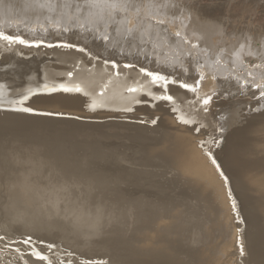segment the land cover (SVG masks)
<instances>
[{"label": "bare ground", "instance_id": "bare-ground-1", "mask_svg": "<svg viewBox=\"0 0 264 264\" xmlns=\"http://www.w3.org/2000/svg\"><path fill=\"white\" fill-rule=\"evenodd\" d=\"M80 2L50 0L51 7H40L45 0H0V27L5 31L22 34L29 40L42 39L45 44L72 42L85 49V52H77L60 47L13 45L8 50L4 42H0V108L13 106L11 101L28 89L42 88L44 83L50 84L57 79V83L81 82L88 97L61 93L38 95L25 102V106L37 112L84 119L122 118L129 121L111 119L102 124L83 123L72 118L56 119L0 110V184L5 181V185H0V195L3 193L0 198L5 200L2 207L12 225L25 226L27 232L40 235L50 231L54 232L50 234L53 237L60 234L64 237L60 241L75 248L78 255H87L90 260L99 255L108 256L114 260L113 264H264V111L251 112L246 115L244 124L232 127L238 120L237 107L250 109V102L240 99L232 103H215L213 100L207 115L202 111L197 115L188 104L194 94L178 86H170L175 97L172 104L137 105L133 97H148L126 91L127 86L139 80L158 94L148 78L140 74L141 66L192 82L199 78V64L204 66L206 79L201 82L198 95L212 92L217 95L221 93L218 92L220 88L237 96L243 91V95L252 93L241 85L246 80L261 82L264 78V29L235 25L230 19L208 18L185 0H167L169 5L182 3L184 8L169 6L167 10L153 11L157 16L163 15L169 21L168 27L181 31L182 36L191 38L195 34L198 39L191 42L197 43L198 47L192 49L191 43L184 44L164 33L168 39L167 47L158 40L155 50L148 44L142 46L141 52L136 46L139 34L135 41L125 40L118 34L116 26H112L107 29L109 41L105 42L97 38L106 31L103 24L98 26V31H86L91 25L87 9L78 8ZM156 2L163 4L166 0ZM81 23L85 29L78 27ZM56 24L60 25L59 29ZM64 26L69 27L68 32L62 30ZM241 44L245 45L244 51L252 55L244 57L247 63L236 61L232 67V75L239 80L223 79L235 61V56L230 54L238 51ZM202 49L208 54L205 55ZM37 50L53 53L56 58L53 61L57 63L39 64L43 57ZM185 53L192 55L185 56ZM177 55L183 64L173 68L171 63H176ZM217 59L219 63H216ZM112 61L119 67L112 68ZM78 62L80 67L73 70ZM125 63H133L136 67L124 68ZM249 64L261 67H249ZM51 66L63 70L55 72ZM68 71L73 72L72 80L64 76ZM249 72L252 77L248 76ZM58 75L62 76L58 78ZM212 75L217 79L212 80ZM4 83L9 84L4 86ZM97 90L103 91V96ZM92 99L100 105L95 110L87 106ZM262 102L261 107H264ZM125 106H131L133 111H122ZM172 107L178 109V114H188L203 122L207 132L216 135L220 144L202 147L201 141L209 140L211 135L197 134L179 123L171 112ZM219 113L226 117L218 121L224 127L223 132H215L218 122L214 123V120H218ZM157 117V124H151L150 121ZM137 120H144L151 126L135 123ZM209 149L220 166L219 171L207 155ZM137 166L142 169L137 170ZM41 169L60 171L66 179L65 173H77L80 176L73 183L84 185H99L100 179L105 185L107 179L101 174H112L115 179L126 176L133 181L137 177L134 173L152 171L149 180L152 185L170 182L176 188L174 183H180L179 193L176 191L180 201L173 209L174 204L168 202L142 201L133 196L125 200L123 193H116L115 211L105 218L120 219L114 226H109L116 234L112 238V235L104 234L107 231L102 227L96 225L95 228L98 217L106 215L101 205H96L98 202L91 207L82 197L85 201L79 200L71 206L69 199L72 197L65 201L66 192L56 194L58 190L65 191L64 176L66 185H31L30 174ZM230 191L236 201L235 211L229 199ZM33 192L39 198L37 201L31 198ZM134 201L136 205L132 206ZM231 211L232 215L229 214ZM239 212L244 216L242 222ZM231 216L237 221L234 222ZM237 226L240 230H236ZM241 246L243 256L240 255ZM29 259L32 264L43 263Z\"/></svg>", "mask_w": 264, "mask_h": 264}, {"label": "snow or ice", "instance_id": "snow-or-ice-1", "mask_svg": "<svg viewBox=\"0 0 264 264\" xmlns=\"http://www.w3.org/2000/svg\"><path fill=\"white\" fill-rule=\"evenodd\" d=\"M40 7H51L50 0H45V3L40 4ZM169 6L172 9H183L184 5L182 3H169L166 2L161 4L157 3L156 0H81L78 3V8L87 9V19L89 25L91 27L85 29L84 24H79L78 27L81 29H85L86 31H98V26L100 24L104 25L105 32L101 33L97 38L108 42L109 35L107 34V29L112 26H116V30L119 35L122 36L125 40H133L137 39V34H139V44L136 46L140 48V51L143 52V45L151 44L153 46V50H155L158 46L157 41L159 40L160 44L167 47L168 39L167 36L163 35L167 33L171 36L178 38V40L182 41L184 44L191 43V48L196 49L198 47L197 43H192L193 39H198V37L193 35V37L189 38L187 36H182L181 31L170 29L168 27L169 21L163 18V15L157 16L155 12H160L162 9L167 10ZM155 10V12L153 11ZM166 14V13H165ZM56 28H60L59 24L55 25ZM64 32L69 31L68 26H64L62 29ZM155 32V36L153 33ZM0 42H4L5 47L8 50H11L13 45H22L24 47H36L39 48L41 46L45 47H60L66 49H74L77 52H85L84 48L78 47L76 44L72 42H63L60 44L53 45L51 43L45 44V42L40 40H29L25 38L22 34L10 33L4 30L3 27H0ZM245 45L241 44L240 49L231 53L230 55L235 56V61L233 65L230 66L228 74L223 77V79H237L238 77H234L232 75V67L235 62L238 61L241 64L247 63L244 59L245 56H251V52L244 51ZM204 54L207 55V50H203ZM192 53H185V56H190ZM176 63H171V67L175 68L178 65L183 64V60L180 56L175 57ZM105 63H109L105 61ZM216 63H219L217 59ZM112 68H118L119 65L115 62H111ZM124 68H135L136 65L133 63H125L123 65ZM249 67H261L259 64H249ZM204 66H197V72L199 73V78H194L192 82H188L185 79H175L173 78L172 73L163 74L161 70H149L143 66L139 68L140 74L144 77L148 78V81L151 86L155 87L158 90V94L152 92L150 89L146 87L144 83H141L139 80L133 82L132 85L126 87V91L131 94H141L143 96H147L148 99H136L133 97L135 104H149L151 102H166L167 104H172L175 101L174 95L170 92V86L175 85L180 89L185 90L188 93L194 94V99L189 100L188 104L192 108L193 112L199 115L202 111L205 115L210 112V104L216 97V93L212 92L211 94H204L203 96L198 95L201 89V82L206 79V74L203 70ZM185 72L188 70L185 68ZM119 75V73H117ZM249 77H252V73H248ZM67 77L69 80L73 78V72H67ZM212 80H216L217 77L212 75L210 77ZM242 87H247L252 91V98L255 99L258 103L260 101H264V78H262L261 82H256L255 80H246L242 83ZM107 85H105V88ZM57 93L68 94V95H83L88 97L89 93L86 88L82 85L81 82L67 83V82H53V83H44L42 88L33 90L28 89L26 93H21L18 99L11 101L13 105L10 110L24 112V113H32L38 115H48L50 113H38L34 108L30 106H25V102L29 101L32 97L38 95H54ZM103 91L99 93L100 96H103ZM199 105V108H197ZM91 110H95L100 105L97 104L96 99H92L91 103L87 105ZM122 111L132 112L133 108L131 106H125ZM250 111H257V109H250ZM171 112L176 115V120L189 127L191 130L195 131L197 134L211 135V138L206 141H201V146H205L206 144H214L219 145L220 140L216 138L215 135L209 134L207 132V126L203 122H199L195 117L188 114H178V109L176 107L171 108ZM226 117L224 115L218 116V121L225 120ZM159 117L152 119L151 124H157ZM141 123H146V121H141ZM224 127L219 122L215 127V132H223ZM207 155L213 165L216 166L217 171L220 170V166L217 164L216 160L212 158L211 149H209ZM221 176L224 174L221 172ZM227 184V180H225ZM229 199L232 200L233 210L236 209V201L232 198V192L228 193ZM0 251L4 249H8L13 252L21 253V257L24 255L36 260L42 261L44 264H53L52 259L48 255L51 253L55 255V252L58 248V245L54 242H49L45 239H41L38 237H34L33 235H19L16 237L6 238L5 236H0ZM16 245V247H13ZM19 245H24L27 248V251L24 252L19 247ZM47 249V253H45L42 249ZM71 254V253H69ZM240 255H244L243 246L240 247ZM59 264H65L64 260H60ZM67 264H71V261H68ZM89 264H93V262H89ZM99 264H104V262H99Z\"/></svg>", "mask_w": 264, "mask_h": 264}, {"label": "rangeland", "instance_id": "rangeland-1", "mask_svg": "<svg viewBox=\"0 0 264 264\" xmlns=\"http://www.w3.org/2000/svg\"><path fill=\"white\" fill-rule=\"evenodd\" d=\"M185 1L189 2L193 8L199 9L202 12L203 16H205V17H208V18H217L218 17V18H222V19H230L232 21V23L235 25L248 26V27H258V28L264 29V0H185ZM53 44L55 45V43H53ZM37 51H38L39 56L41 58L43 57V59L39 62V64H41L42 62H44V64H45V62H49V63L51 62L50 64L57 63V62L53 61V60H56L55 55L53 53H51V52L44 53L42 50H37ZM16 55L22 56L21 53H17ZM79 67H80V62H78L76 66L74 65L73 70L77 69ZM50 69H53L55 72L63 70V69L62 70L54 69L52 66L50 67ZM61 76L58 75V78ZM64 76H67V72L64 73ZM25 79H27V78H25ZM55 80L57 81V79H55ZM20 81H21V79H20ZM59 81H62V80H59ZM26 83L27 82H25V84ZM51 83H53V82H51ZM8 84L9 83H6V84L4 83L2 85L6 86ZM249 90L250 89H248V91ZM220 91H221V93H217L216 97L214 98L215 103L216 102L217 103L218 102H226V103L231 102L232 103L233 101L236 102V101H239L241 99V100H246L247 102H250L249 103V105L251 106L250 109L257 108V111H250V109H244V108L239 109V107H237L236 110H237L238 120L233 125H231L232 127L244 124L243 122H245L244 120L246 118V115H248L249 113L252 114L254 112L257 113L258 111L259 112L264 111V107H261L263 102L260 101L258 103L255 99H253L251 92L247 95H243L245 93V91H243L242 93H237L238 94V96H237L233 92H227L226 88H220L218 90V92H220ZM97 92L100 93L98 90H97ZM10 93L13 94L16 92L11 91ZM11 108H12V106H3L2 108H0V110L12 111V110H10ZM38 113H50V112L38 111ZM32 115H38V114H32ZM219 115H222V113H219ZM40 116H49V117H53V118L55 117L56 119L72 118V119H77L78 121L83 122V123H101L102 124L105 121H109L111 119H113L115 121H129V120H125L122 118H102V119L101 118H98V119L97 118H91V119L86 118V119H84V118H81L79 116L67 115V114H61V113H59V114L58 113H50L48 115H40ZM262 117L264 119V112H262ZM141 121L142 120H137V121H135V123H138L141 125L147 124L148 126H151L150 123H141ZM217 122H218V120L215 119L214 123H217ZM40 156H41V154H40ZM135 168L137 170L142 169L139 166H137ZM140 171H142V170H140ZM150 172H152V171L148 172V171L144 170L141 173H138V172L134 173L133 175L135 177L136 176L137 177L133 181H130V179L127 178L126 176H123L124 178H122V179H115L112 177V174L105 175V176L101 174L100 176L104 177L105 180L107 179L105 185L103 183H101V181H102L101 179L99 180V185H84L81 182L80 183L78 182L76 184L73 183L77 179V177L80 176L77 173H69V172L65 173V175L67 174V179H66L65 176L60 171H56L53 169H41V170L32 172L30 174L28 180H29V183L31 185H61V184L66 185V183H67V185L65 187V191L58 190V191H56V194L61 195L60 193L66 192L65 194H67L68 196L66 195L65 201H66V199L68 200L69 197L70 198L72 197L71 199H69L71 206L74 203L78 204L79 200L85 201L82 197L86 198L88 204H90L91 207L94 206V204H96L98 202L96 205H101V208L103 209V211L106 215L105 216H99L97 222H96V219L94 220V222H96V224H94L95 228H96V225L99 227H102L105 231H107V234H106V232L104 233L106 236L110 237L112 235L111 237L114 238L116 236V234L113 231H110L112 229V228L110 229V227H112V225L114 226V223H116V221L119 220L118 222H120V219H116V221H115L114 216H109L110 219L109 218L105 219V218L108 214L114 213V211H115V208L113 205L117 204V198L115 195L116 193H121V194L123 193L122 199H125V200H129V199H131V196H133L135 198H140L142 201L152 200V201H155L156 203L168 202V203H170L169 205L174 204L172 206L173 209L176 207L177 202L180 201L179 196H177L179 191H180L178 189H181L180 183H174V186H176V188L173 187L171 185L173 183H170V182H167L168 184L164 183L165 185H163V184L152 185L151 183H149V180L152 178ZM93 175L95 176L96 174H93ZM167 176L170 177V175H167ZM62 177L65 178L66 183H64L65 180ZM61 180H62V182L60 183ZM78 180H79V178H78ZM0 181H1V179H0ZM169 184L171 186H169ZM0 185H5V181H4V184L1 183ZM173 189H175V190H173ZM176 191H178V193ZM2 195H3V193L0 196H2ZM31 198H33L35 201H37L39 199L36 196V192L32 193ZM4 201L5 200L0 198V236H5L6 238H11V237L19 236L21 234H23V235H29L30 234V235H33L34 237H38L41 239H45L49 242L56 243L58 245V248H57L58 251L55 252V255L48 253V255L50 256V258L53 261V264H59L60 260H64L65 264H67L68 261H71V264H83V263L89 264V262H93V264H99V262H101V261L104 262V264H113L114 263V260H112V258L108 257V256L99 255L100 257H98L97 259L90 260V259H88L89 257L87 255H84V256L80 255V254L78 255V252H76L75 248H71L67 245H64L60 241V240H64V237H62L60 234H59V236L57 234L55 235V237H57V238L50 236V234L54 233L52 231H50L49 234L40 235L37 232L36 233L27 232L24 229V228H26L25 226L23 227L22 225H16V224L12 225L11 220L9 219L8 215L6 214L5 209H3V207H2V204L4 203ZM131 205L132 206L136 205L135 201L132 202ZM75 211L77 212L79 210L75 209ZM101 213H102V211H101ZM232 213H233V211H231L229 214L232 215ZM239 214L241 216L239 219L242 222V219L244 218V216L241 215L240 212H239ZM68 216L71 217V215H68ZM231 219H233L232 216H231ZM233 221L236 222L237 220L235 221L233 219ZM243 221H244V219H243ZM68 222H73V220L68 221ZM68 222L66 224H69ZM103 226H105V227H103ZM21 227H23V229ZM106 227H107V230H106ZM237 227H236V230H240L241 227H238V228ZM101 232H102V230H101ZM237 233H239V232H237ZM58 237H59V239H58ZM0 243H2V242H0ZM13 247H16V245H13ZM19 247L22 249V251H24V252L27 251L26 246L20 245ZM42 250L45 253H47L46 248L42 249ZM113 252H114V250H113ZM69 253H71V254H69ZM5 257L7 258L6 260H4ZM73 259H74V261H73ZM17 263L18 264H32L31 260L29 259V257L27 255H24L22 258L21 253L13 252V251H10L8 249H4V250L0 251V264H17ZM42 264H44V262Z\"/></svg>", "mask_w": 264, "mask_h": 264}]
</instances>
